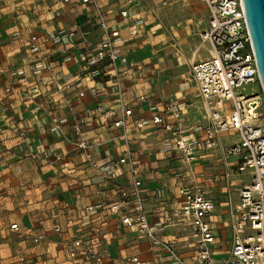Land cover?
I'll return each instance as SVG.
<instances>
[{
  "label": "crops",
  "instance_id": "obj_1",
  "mask_svg": "<svg viewBox=\"0 0 264 264\" xmlns=\"http://www.w3.org/2000/svg\"><path fill=\"white\" fill-rule=\"evenodd\" d=\"M99 2L107 19L118 25L121 38L128 39L121 49L128 50L129 62L123 74L125 99L130 107L135 104L129 123L150 119L153 111L160 112L168 100L176 102L182 110V124L201 122L204 112L191 77V65L209 59L210 47L201 39L209 19L205 5L199 8L201 19L189 27L174 21V16L184 13V9H164L161 0L136 1L133 16L126 20L119 17V11L126 8L125 0ZM93 19L91 6L81 5L79 0H17L8 2L6 12L0 14V264H66L64 240L84 227V208L98 201L94 192L107 191L112 195L115 186L126 184L124 177L106 181L101 171L88 163L90 160L104 165L114 161L121 153L120 148L104 145L84 153L76 151L60 166L29 158L30 152L37 150L66 153L71 147L73 118L99 105L110 108L115 104L110 84L103 78L92 79L84 72V63L79 59L84 48L80 35L51 49L38 40L42 50L53 54V61L49 72L33 70L31 36H55L77 26L91 47L101 36L91 26ZM136 19L141 23L136 25L137 36L131 38L128 28ZM161 22L167 27L165 30ZM67 56L70 58L65 60ZM98 68L92 66L91 70ZM49 75L59 83L74 84L60 95L51 82L45 83ZM81 91L84 97L78 98ZM140 95L145 96L144 103L136 100ZM60 121L66 123L58 131L54 123ZM109 126L110 122L95 117L83 128L84 137L107 139L112 134ZM21 131L28 136L30 149L20 144ZM131 138L140 162L139 173L151 219V213L157 212L162 222H169L172 210L181 201L178 188L197 181L215 201L216 214L211 218L215 234L223 228V222L227 226L226 196L233 187L237 191L240 186L232 173L234 158L224 161L219 150L205 152L186 167L178 153L170 157L159 152L170 140L163 130L153 126L144 131L132 129ZM224 141L223 136L221 144L227 145ZM152 145L153 152L149 149ZM89 219L88 226L100 228L102 245L112 257L137 255L151 263L172 264L159 248H151L136 233L129 235L127 228L108 216L100 214ZM15 223L20 229L18 233L9 230ZM55 224L65 231L62 238L53 232ZM187 229L190 234L185 235ZM38 234L44 235L45 240L34 244L31 236ZM123 234L126 242L121 240ZM160 237L171 241L179 252L185 250L181 253L189 257L191 253L185 249L188 237L197 243L190 228L170 227ZM216 246L217 242L210 246L211 252L217 253ZM229 247L228 242L227 253Z\"/></svg>",
  "mask_w": 264,
  "mask_h": 264
},
{
  "label": "built area",
  "instance_id": "obj_2",
  "mask_svg": "<svg viewBox=\"0 0 264 264\" xmlns=\"http://www.w3.org/2000/svg\"><path fill=\"white\" fill-rule=\"evenodd\" d=\"M136 1L139 0H125L126 8L119 11L122 20L133 16ZM79 3L93 9L94 21L91 26L100 31V40L93 46H88L84 33L77 26L55 36H31L30 53L35 59L33 70L35 73L49 72L53 61V54L42 50L38 40L47 49H51L80 35L84 48L79 59L84 63V72L89 73L92 79L103 78L110 84L115 104L110 108L99 105L94 110L73 118V137L70 140L71 147L66 153L37 150L30 152L29 158L40 160L49 166H60L76 151L84 153L104 145L120 148L121 153L114 161L104 165L92 163L90 160L88 163L92 168L101 171L106 181H117L124 177L126 184L115 186L112 195L107 191L96 190L94 194L98 201L86 206L84 211L91 218L100 214L108 216L112 221L144 238L151 248H159L172 264L187 263L173 243L163 240L160 233L170 227L190 228L197 240L203 264H210V246L217 242L211 221L215 211L214 199L200 182L183 184L178 188L181 201L172 211L169 222H162L160 225L154 223L146 207L139 173L140 162L132 147L131 132L132 129L144 131L153 126L168 133L170 140L167 150L178 153L186 167H190L202 153L219 150L224 161L235 159L233 174L249 173L248 183L237 189V206L232 202L229 192L226 196L225 215L230 233V247L228 258L221 264H264V124L260 123L263 115L259 112L264 106V94L242 0H203L209 19L201 39L210 47L209 59L191 65V77L195 82L204 116L201 122L189 125L182 124V110L172 100H168L160 112L153 111L150 119L129 123L135 104L130 107L125 99L123 74L129 62L128 50L121 49L128 39L121 38L118 25L107 19L99 0H79ZM139 23L141 20L136 19L134 25L128 28L131 38L137 36L136 25ZM69 58L67 56L65 60ZM92 66L100 68L92 71ZM46 82H51L54 91L60 95L69 91L74 84L69 81L59 83L51 75L45 79ZM254 83H258L260 87L259 94H237L239 89ZM77 96L83 98L84 93L81 91ZM136 100L144 103L146 98L140 95ZM65 102L71 105V101ZM184 107L188 109L189 105ZM95 117L110 122L108 129L112 134L107 139L94 137L87 140L84 137L83 128ZM65 123L66 121L54 123V127L59 131ZM228 133H236L237 140L222 145L221 137ZM18 139L20 144L30 149L26 133L21 131ZM83 224V228L77 229L64 240L66 264H157L137 255L112 257L102 245L100 228L88 226V220ZM9 230L14 233L20 231L16 223L11 224ZM53 232L60 238L65 233L58 224L53 226ZM31 239L34 244H38L45 237L38 234L31 236Z\"/></svg>",
  "mask_w": 264,
  "mask_h": 264
},
{
  "label": "rangeland",
  "instance_id": "obj_3",
  "mask_svg": "<svg viewBox=\"0 0 264 264\" xmlns=\"http://www.w3.org/2000/svg\"><path fill=\"white\" fill-rule=\"evenodd\" d=\"M13 1L16 2L17 0H9V1L8 0H0V14L5 13L8 2L12 3ZM159 1L160 0H157V2H159ZM161 1H162V3H166L165 5H163L164 9H168L170 7L174 8V9H179V8L184 9V11H185L184 13L180 12L181 14L178 17L174 16V21L179 22L182 26L187 25L189 27H194V23H197L198 20L201 19V18H199L200 13H201L199 8H203V6H202L203 0H161ZM190 9H191V11H190ZM161 25H162L161 27L164 30L167 28L164 25V22ZM205 54L206 53H204V55ZM259 93H260V87H259L258 83H254V84L244 86L243 88H241L237 91V94H244L246 96H249L251 94H259ZM259 112H261L263 115V118L260 119V123L264 124V106H262L260 108ZM222 136H224V138H225V141H224L225 143H232V142L237 140L236 133H228V134H224ZM166 147L167 146L164 145L159 152L162 154H167V155L169 154L170 157L175 156V152H170L169 150H167ZM149 149L152 150V152H153L154 146L153 145L149 146ZM248 174L249 173L246 172L243 174L236 175L234 177V180H236V182L239 183V185H240L239 188L241 187V185L248 183V181H247ZM212 193L215 194V191H213ZM236 193H237V191H236L235 187H233L232 190L230 191V194L233 198L232 202L235 205L237 204V199L234 196V195H236ZM220 202H222V200H220ZM215 214H216V212L213 213V215H215ZM84 215H85L86 219L83 222H85L87 220L89 221L90 220L89 218L91 216L88 215L87 213H84ZM151 216H152V219H154V223H156L157 225H160L162 223V220H161V218L157 212L151 213ZM223 225H224L223 228H221L219 231H217V235H216L218 238V240L216 239L217 240V246H216L217 253L211 252L209 254L210 255V264H221L223 260L228 258L226 254H227V247H228L230 233H229V229H228V223L226 226L225 223L223 222ZM185 231H186L185 235H187V233L190 234V231L188 229ZM127 232L129 235H134V233L131 231H127ZM121 240H123L125 242L127 241V238L124 234H123ZM187 242H188V244H187L185 249H186V251L191 253V257L185 256L181 253V252H184L185 250H182L179 252L176 249L177 252L181 255L182 259L187 264H203L204 261L202 259V255H201L200 250L197 246V243L193 239H190L189 237H188ZM194 257L196 259L193 261Z\"/></svg>",
  "mask_w": 264,
  "mask_h": 264
},
{
  "label": "water",
  "instance_id": "obj_4",
  "mask_svg": "<svg viewBox=\"0 0 264 264\" xmlns=\"http://www.w3.org/2000/svg\"><path fill=\"white\" fill-rule=\"evenodd\" d=\"M264 94V0H242Z\"/></svg>",
  "mask_w": 264,
  "mask_h": 264
}]
</instances>
